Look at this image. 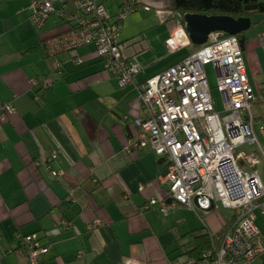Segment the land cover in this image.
Instances as JSON below:
<instances>
[{"label": "crops", "instance_id": "obj_1", "mask_svg": "<svg viewBox=\"0 0 264 264\" xmlns=\"http://www.w3.org/2000/svg\"><path fill=\"white\" fill-rule=\"evenodd\" d=\"M100 1L113 19L131 3ZM136 3L118 42L143 66L140 85L195 51L180 56L167 44L185 33L172 0ZM29 4L0 0V103L14 106L0 121V264H28L19 244L29 235L49 248L42 264H181L198 233L221 236L233 215L146 208L167 196V165L125 151L143 113L137 90L120 87L94 45L78 49L81 64L67 52L48 55L45 41L68 26L54 15L36 31ZM243 54L251 86L264 92V45L246 40Z\"/></svg>", "mask_w": 264, "mask_h": 264}, {"label": "built area", "instance_id": "obj_2", "mask_svg": "<svg viewBox=\"0 0 264 264\" xmlns=\"http://www.w3.org/2000/svg\"><path fill=\"white\" fill-rule=\"evenodd\" d=\"M136 8V0H131L113 19L100 0H30L29 22L41 32L52 16L60 17L68 30L45 41L48 55L67 52L81 64L78 49L94 45L120 87L133 85L137 90L143 113L133 121L125 151L150 152L167 165L162 180L167 196L150 200L147 209L157 207L168 213L182 208L198 214L220 204L234 211L221 236H211L212 248L203 258L182 264H251L264 254L256 224L258 213L264 215V175L260 171L264 169V92H255L250 84L241 38L212 34L206 45L185 60L137 85L143 66L127 59L118 42L123 22ZM183 37L181 41L176 35L167 41L168 46L172 50L192 46L186 33ZM261 41L264 45V35ZM208 65L216 73L221 111L216 110ZM13 112L12 103H0V121ZM61 174L53 172L58 177ZM21 251L28 264H42L49 248L31 235L23 239Z\"/></svg>", "mask_w": 264, "mask_h": 264}, {"label": "trees", "instance_id": "obj_3", "mask_svg": "<svg viewBox=\"0 0 264 264\" xmlns=\"http://www.w3.org/2000/svg\"><path fill=\"white\" fill-rule=\"evenodd\" d=\"M172 6L173 11L181 16L183 24V16L185 14L229 16L235 19L250 18L251 20H253L255 15H264V0H172ZM252 24L254 26L255 23L252 22ZM197 48L199 49L200 47ZM260 216L262 215L258 213V219ZM231 220L232 218L230 219V222ZM256 224L258 226V220ZM260 233L263 237L261 230ZM211 236L212 233L209 234V232H204V234L200 235L198 233L195 237L196 243L194 247L191 250L184 252L181 262L183 263L185 260L200 261L203 258V254L212 248ZM24 238L25 237H23L20 241L19 249L22 247ZM257 261H261V264H264V254L252 261L251 264H256Z\"/></svg>", "mask_w": 264, "mask_h": 264}, {"label": "water", "instance_id": "obj_4", "mask_svg": "<svg viewBox=\"0 0 264 264\" xmlns=\"http://www.w3.org/2000/svg\"><path fill=\"white\" fill-rule=\"evenodd\" d=\"M183 21L184 31L193 46L202 47L209 42L212 34L223 33L230 36H240L243 52L246 42L244 34L252 27L250 18L235 19L229 16L185 14Z\"/></svg>", "mask_w": 264, "mask_h": 264}, {"label": "rangeland", "instance_id": "obj_5", "mask_svg": "<svg viewBox=\"0 0 264 264\" xmlns=\"http://www.w3.org/2000/svg\"><path fill=\"white\" fill-rule=\"evenodd\" d=\"M252 22L255 23L254 26L252 25L251 29L249 31H247L244 34V36H245L246 40L249 42L251 41V38H255L258 41H261L260 40V34H262L261 31L264 30V15H261V14L255 15L253 17ZM253 36H255V37H253ZM182 49H184V50L179 51V52H181L179 54L180 56H182V55L187 56L191 49L193 51L198 50V48L196 46H193V45H192V47H188V48L186 47V48H182ZM206 72H207L208 80L210 83V87L212 89V95H213L214 99L217 101L216 110L221 111L222 105H223L222 104V97L217 90V80H216L217 78H216V73H215L213 66H211V65L206 66ZM260 171L264 175V170L260 168ZM217 212L223 219H227V218L229 219L234 214V211H232L230 209H225L220 204H218V211ZM258 220H259L258 226H259L262 234H264V217L260 216V218ZM256 264H261V261H257Z\"/></svg>", "mask_w": 264, "mask_h": 264}, {"label": "bare ground", "instance_id": "obj_6", "mask_svg": "<svg viewBox=\"0 0 264 264\" xmlns=\"http://www.w3.org/2000/svg\"><path fill=\"white\" fill-rule=\"evenodd\" d=\"M179 38L181 39V41H184L185 40V38L181 34L179 35Z\"/></svg>", "mask_w": 264, "mask_h": 264}]
</instances>
